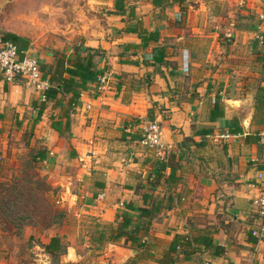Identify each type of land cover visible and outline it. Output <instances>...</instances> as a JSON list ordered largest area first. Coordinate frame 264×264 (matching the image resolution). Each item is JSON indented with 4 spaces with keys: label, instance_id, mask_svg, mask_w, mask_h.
<instances>
[{
    "label": "crops",
    "instance_id": "0c3cea01",
    "mask_svg": "<svg viewBox=\"0 0 264 264\" xmlns=\"http://www.w3.org/2000/svg\"><path fill=\"white\" fill-rule=\"evenodd\" d=\"M86 3L98 15L81 39L38 51L40 67L88 47L110 87L94 91L95 79L74 105L58 92L38 110L31 86L0 78V164L13 166L12 140L15 150L41 151L51 195L89 219L91 251L97 222L127 213L147 224L138 236L148 249L123 237L105 242L102 263L264 264V237L249 231L264 187V0ZM148 120L161 126L159 152L139 143ZM185 235L182 251H169Z\"/></svg>",
    "mask_w": 264,
    "mask_h": 264
},
{
    "label": "rangeland",
    "instance_id": "374dc122",
    "mask_svg": "<svg viewBox=\"0 0 264 264\" xmlns=\"http://www.w3.org/2000/svg\"><path fill=\"white\" fill-rule=\"evenodd\" d=\"M85 2L86 0H0V34L15 31L26 39L24 44L27 49L40 59V50L56 51L58 47L53 46L57 44L71 46L72 43L73 46L78 43L82 37L81 31L90 23L89 18L98 15V12L89 10ZM12 143L18 142L11 141L10 160L17 169H23L27 164L26 151L23 148L15 150L17 145ZM9 165L10 163L2 165L0 180L3 179L1 177L8 179L13 173L8 168ZM24 182L25 180L18 181V185L11 182L9 189L15 194ZM34 191L41 192L39 188ZM46 195V202H49L52 211L46 217H43L42 212L45 202L41 201V204L39 201L29 202L26 198L16 199V204L10 207L14 214L29 215L23 220L29 224H22L20 228L15 216L8 217V221L0 213V264H105L99 257L102 252L99 255L97 249L89 250L86 242L90 223L84 212H77L78 203L67 208L66 203L62 205L57 202L60 198L57 194L51 195V190ZM39 198L42 199L41 196ZM54 234H63V240L68 245L65 253L60 256L46 253L39 244L47 242ZM30 235L32 238L28 240Z\"/></svg>",
    "mask_w": 264,
    "mask_h": 264
},
{
    "label": "trees",
    "instance_id": "16d2710c",
    "mask_svg": "<svg viewBox=\"0 0 264 264\" xmlns=\"http://www.w3.org/2000/svg\"><path fill=\"white\" fill-rule=\"evenodd\" d=\"M139 36L142 40H146L147 38H152L150 33H139ZM2 37L5 39H10L13 42L17 43L19 36L14 33L7 32L2 34ZM85 51L82 55L80 52ZM95 54L94 51H91V48H84L80 50H74L72 54V58H65L64 55H58L55 57L54 68H46L43 69L40 67L42 75L47 78L49 83L48 87L44 90L45 99L39 101V105L37 106L38 110L43 107V104L48 100H58L56 99V94L58 92H66L70 93V97L67 100L68 106H72L76 103L80 90L84 87L86 82L95 80L97 75L102 73L99 69H97L92 60V56ZM42 153L41 151H29L25 154V159L27 161L26 167L23 169H17V166H9L8 168L13 172L11 176L6 179V177H1L3 179L0 180V213L6 217L8 221V217H14L17 219L18 228L21 227L22 224H29L28 222H23L29 215H17L14 214L10 207L17 202V198H26L29 202H36L42 204L45 202L44 208L42 209L43 217L49 216L52 211L50 210L49 202H46V192L50 191L51 188L46 181L45 176L41 175L38 171L39 163L41 160ZM3 164H0V169ZM23 173L27 175H23ZM25 180L22 187L17 190L14 194L11 187V182L18 185V181ZM35 188H39L41 190L40 193H36L34 191ZM39 196L42 197L39 198ZM42 201V202H41ZM30 209H28L29 212ZM139 216H147L149 214L146 207H138L137 209ZM61 211V215H62ZM151 214V212H150ZM52 215V214H51ZM52 220L49 222L51 223ZM48 223V224H49ZM47 224V225H48ZM45 225V226H47ZM44 227V226H43ZM2 227L0 226V229ZM92 233L89 235L90 238L94 241V249H101L105 242H117L119 238H124V240H133L135 241V246L137 248L143 247L145 249L149 248L148 244L141 243L140 237L138 234L142 232L143 234L147 231V224H139V223H131V218L127 213H122L117 217V220L114 223L108 224H100L95 223L92 228ZM16 233H19L17 231ZM32 236L28 237L30 240ZM63 234H54L51 235L47 242H39L41 247L44 249L46 253H49L52 256H60L65 253V249L67 248L66 242L63 240ZM184 241H179L178 239L174 240L171 243L169 251L171 252H181L182 244H188L189 235H185L181 238ZM207 238L206 244L210 245V242ZM193 240H197L194 237ZM205 240V239H204ZM198 243V240L195 242ZM177 248H179L177 250Z\"/></svg>",
    "mask_w": 264,
    "mask_h": 264
},
{
    "label": "built area",
    "instance_id": "2783aa9c",
    "mask_svg": "<svg viewBox=\"0 0 264 264\" xmlns=\"http://www.w3.org/2000/svg\"><path fill=\"white\" fill-rule=\"evenodd\" d=\"M0 78L12 83L22 81L31 86L40 100L45 99L44 90L49 83L42 75L40 61L29 49H21L15 42L5 39L0 34ZM111 79L106 72L97 75L94 91L109 88ZM260 140L264 143V130L260 134ZM140 145L148 150L159 152L162 149L161 126L156 120H148L141 126L139 137ZM255 218L249 231L258 240L264 237V187L253 198Z\"/></svg>",
    "mask_w": 264,
    "mask_h": 264
}]
</instances>
